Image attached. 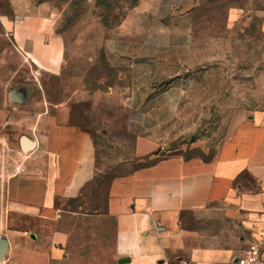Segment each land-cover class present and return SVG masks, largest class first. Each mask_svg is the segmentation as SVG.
<instances>
[{"label": "crops", "instance_id": "1", "mask_svg": "<svg viewBox=\"0 0 264 264\" xmlns=\"http://www.w3.org/2000/svg\"><path fill=\"white\" fill-rule=\"evenodd\" d=\"M7 2L10 16H4L3 23L17 51L39 71L60 75L68 54L67 30L54 35L56 2ZM195 2L140 0L103 44L109 66L130 78L128 128L137 137L136 152L154 156L109 187L107 212L115 221L116 253L120 260L129 259L124 264H171L169 252L189 249L187 260L177 258L180 264H229L242 254L196 245L195 234L178 220L187 213L223 212L226 220L243 225L253 241L264 240L263 113L237 121L210 159L155 152V135L176 118L187 74L197 65L192 44ZM74 113L75 108L63 102L41 115L43 135L28 161L31 170L11 180L9 209L26 220L57 222V202L78 196L95 174L94 145L87 130L72 122ZM244 176L257 181L259 188L247 190L241 182ZM68 238L61 230L45 233L3 221L0 239L6 247L0 264H61Z\"/></svg>", "mask_w": 264, "mask_h": 264}, {"label": "rangeland", "instance_id": "2", "mask_svg": "<svg viewBox=\"0 0 264 264\" xmlns=\"http://www.w3.org/2000/svg\"><path fill=\"white\" fill-rule=\"evenodd\" d=\"M54 1L59 12L54 35L67 30L68 54L60 75L39 71L17 51L3 23L9 5L0 0V224L7 220L45 233L66 232L61 264H121L115 221L107 212L109 187L154 156L136 152L137 137L128 128L130 78L109 66L103 44L140 0ZM192 44L197 65L187 74L176 118L155 135L158 156L210 159L237 121L264 114V0H196ZM63 102L75 108L72 122L89 133L95 174L78 196L57 202V222L26 220L9 209L8 188L15 175L31 170L28 161L38 149L23 152L19 141L24 135L38 141L41 115ZM241 182L247 190L259 188L250 176ZM179 218L201 247L241 253L254 242L243 225L226 220L223 212ZM189 251H171L169 261L180 264L177 258L187 260Z\"/></svg>", "mask_w": 264, "mask_h": 264}, {"label": "built area", "instance_id": "3", "mask_svg": "<svg viewBox=\"0 0 264 264\" xmlns=\"http://www.w3.org/2000/svg\"><path fill=\"white\" fill-rule=\"evenodd\" d=\"M229 264H264V240L252 242L248 248Z\"/></svg>", "mask_w": 264, "mask_h": 264}, {"label": "water", "instance_id": "4", "mask_svg": "<svg viewBox=\"0 0 264 264\" xmlns=\"http://www.w3.org/2000/svg\"><path fill=\"white\" fill-rule=\"evenodd\" d=\"M19 143H20V148L23 152L31 151L37 147L36 141L31 140L29 137H27L25 135L20 138ZM5 247H6L5 241L0 239V258H1V255L3 254L4 250H5ZM127 262H129V259H121L120 260L121 264H124Z\"/></svg>", "mask_w": 264, "mask_h": 264}, {"label": "trees", "instance_id": "5", "mask_svg": "<svg viewBox=\"0 0 264 264\" xmlns=\"http://www.w3.org/2000/svg\"><path fill=\"white\" fill-rule=\"evenodd\" d=\"M192 158V157H191ZM186 159H189V158H186ZM205 160H207V159H205ZM140 168V167H139ZM129 175V174H128ZM58 207V206H57Z\"/></svg>", "mask_w": 264, "mask_h": 264}]
</instances>
